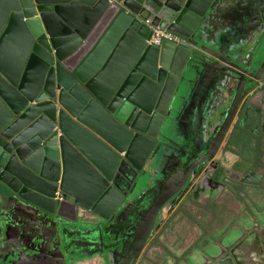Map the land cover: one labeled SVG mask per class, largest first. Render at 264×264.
<instances>
[{
	"label": "water",
	"instance_id": "95a60500",
	"mask_svg": "<svg viewBox=\"0 0 264 264\" xmlns=\"http://www.w3.org/2000/svg\"><path fill=\"white\" fill-rule=\"evenodd\" d=\"M231 1L0 0V232L13 208L36 233L25 243L22 230L16 243L4 230L0 264L99 258L79 241L106 238L107 226L106 242L121 246L97 264H138L168 207L226 191L240 215L157 263L264 264V175L232 164L229 149L247 124L264 135V110L251 101L264 82V0H250L255 20L234 41L220 32ZM148 22L187 44H150ZM210 84L220 96L202 114ZM152 189L148 208L130 210Z\"/></svg>",
	"mask_w": 264,
	"mask_h": 264
},
{
	"label": "crops",
	"instance_id": "0c3cea01",
	"mask_svg": "<svg viewBox=\"0 0 264 264\" xmlns=\"http://www.w3.org/2000/svg\"><path fill=\"white\" fill-rule=\"evenodd\" d=\"M253 4L252 1L248 5H244L243 2L232 0L228 6L226 5V8L220 13L222 17L220 22L225 24L222 25L223 29L220 32L226 34L231 41H234L235 31L240 30L237 29V26L241 27L255 20ZM263 7L258 6V18L260 20L264 18ZM261 83H258L251 91L252 94H250L252 95L253 107L264 110L258 93ZM219 88V85L210 84L206 93H201L198 103L202 107L200 108L202 114L206 111L207 106L218 101L220 94L217 91ZM201 112L197 111L196 113L200 114ZM230 142V161L232 164L238 160V155L241 153L247 159H250L248 163H244L245 168L251 169V171L260 170L264 175V135L262 133H255L254 129H238ZM228 194L226 191L214 200H210L205 194L203 196H201L202 194H194L190 207H188L190 209L187 208V204L185 206L179 204L167 213L168 216L162 221L160 227L159 234H161L162 239L159 240L158 238L157 243L153 244L155 248L152 249V252L156 253V258H161L162 254L175 255L174 253L180 251L182 254L188 255L200 239L209 235V230L212 229L213 225H215V228L220 226V229H222L227 225L228 219L238 217L242 209L239 203ZM194 202L201 207L197 208L198 215L194 213L196 209L192 211L191 203ZM258 203L261 202L258 201ZM94 260V264H97V261L101 262L99 258Z\"/></svg>",
	"mask_w": 264,
	"mask_h": 264
},
{
	"label": "flooded vegetation",
	"instance_id": "af4514ba",
	"mask_svg": "<svg viewBox=\"0 0 264 264\" xmlns=\"http://www.w3.org/2000/svg\"><path fill=\"white\" fill-rule=\"evenodd\" d=\"M249 127L250 126L247 124L246 128L249 129ZM194 132H195V130L192 131V133H194ZM179 152H180L179 149L178 150H174V153H173L172 150L171 151L168 150L169 161H171L170 163H172L175 160V158L177 157ZM171 155L174 156V157H172L173 159L171 158ZM187 159H188V157H187ZM236 162H242V163L245 162L246 163L247 162V158L240 153V155H238V160ZM181 164H182V166H184L183 163H181ZM176 167L177 166H173L172 167L173 168L172 172L176 169ZM167 168L168 167H164V165H163V166L158 167V170H160L161 172L162 171L164 172V171L167 170ZM163 179H164V177L162 178V180ZM210 186H209V188H210L211 192L213 190H215L216 188H221L220 183H218L217 181L216 182L213 181L210 184ZM215 191H213V192H215ZM154 192H155V190L152 189L151 190V194H148L147 196L140 198L141 199L140 200V202H141L140 203L141 204L140 209L138 207L134 208L135 206H131V207H129L130 210L140 211V210L148 208L149 205H150V202L154 201V198L152 197V194H154ZM203 195L204 194H202L201 196H203ZM189 200H193V199L190 197ZM140 214H142V212ZM7 216H8V219H7V222H6L7 228H4V226L2 225V230H3L2 235H1V232H0V238H2V242H7L6 237L3 236L5 231H8L11 236L13 235L12 239H13L14 242L17 243V242H19L20 239L22 241V239H24V238H22L20 232L23 230L24 231V236L27 237V238H25V243H29V241L33 239V237H34V235L36 233L27 232L28 228H26V226L24 224H22L21 222L18 223L19 222L18 221V217H17V214L15 213V210L13 208L9 209ZM2 224H3V222H2ZM110 228H112V227L107 226V230H106V232H104L106 238H102L101 239V232L100 231H94L93 234L91 233V235L88 236V239L91 240V242L89 244H85L84 245L81 241H79V245L80 246L82 245V249L85 251V257H90V256L95 254L96 257H99V259H102V260L108 262V259L111 257V250H110L111 247H115L116 246V249H120L119 246H121V245H118V247H117L118 243H115V242L108 243V242H106V240L109 239L108 235H109V232L111 231ZM121 229H122V226L119 229H117V231H120ZM113 233H115V232H113ZM159 233H160V229L155 232L154 236L152 237V239H151V241L149 243V246H148L147 250L143 253V255H142V257H141V259H140L138 264H158L157 263L158 261H156V260H158L157 259L158 257L156 258V253L155 252L153 253L152 249L155 248L154 247L155 245L153 246V244L157 243V239L158 238H159V240L162 239L161 234H159ZM71 235H73L74 237H76V236L80 237V235L75 234V232H74V234H71ZM49 238H51V239H48V242H50V240H52V236H50ZM68 240L72 241L71 237H69ZM74 243L77 244V241H74ZM79 245H78V248H79ZM158 249H160V248H158ZM103 252H105V253L103 255H101V253H103ZM71 253H72V251H71ZM4 254H6V253H4ZM149 255H151V257H148ZM1 258H2V256H1ZM74 258H75V256L72 253L70 255V261L72 262L71 264L75 263V262L72 261V259H74Z\"/></svg>",
	"mask_w": 264,
	"mask_h": 264
},
{
	"label": "built area",
	"instance_id": "2783aa9c",
	"mask_svg": "<svg viewBox=\"0 0 264 264\" xmlns=\"http://www.w3.org/2000/svg\"><path fill=\"white\" fill-rule=\"evenodd\" d=\"M148 24L151 26V29L153 31V35L149 41L150 44L159 46L165 41L176 43L178 45L187 44V41L183 37L168 30H163L158 27L152 26L149 22ZM259 91L261 93V105L264 108V82L260 84Z\"/></svg>",
	"mask_w": 264,
	"mask_h": 264
},
{
	"label": "rangeland",
	"instance_id": "374dc122",
	"mask_svg": "<svg viewBox=\"0 0 264 264\" xmlns=\"http://www.w3.org/2000/svg\"><path fill=\"white\" fill-rule=\"evenodd\" d=\"M251 157H252V156H251ZM251 157H250V158H251ZM249 160H250V159L248 158V159H247V163L249 162ZM231 197H233V196L231 195ZM191 206H192V208H193L192 211H194V210L196 209L195 212H194V213H196V214L198 213L197 208H201V207H199L198 204H196V202L191 203ZM188 207H190V206H187V208H188ZM188 209H190V208H188ZM197 215H198V214H197ZM94 261H95V260L92 259V260H88V261H85L84 263H80V264H94Z\"/></svg>",
	"mask_w": 264,
	"mask_h": 264
},
{
	"label": "trees",
	"instance_id": "16d2710c",
	"mask_svg": "<svg viewBox=\"0 0 264 264\" xmlns=\"http://www.w3.org/2000/svg\"><path fill=\"white\" fill-rule=\"evenodd\" d=\"M172 210V207H168V209L166 210V213H164L163 217L167 216V213H169Z\"/></svg>",
	"mask_w": 264,
	"mask_h": 264
}]
</instances>
